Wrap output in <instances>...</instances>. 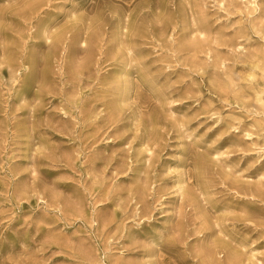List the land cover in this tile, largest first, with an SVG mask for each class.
<instances>
[{"label": "rangeland", "instance_id": "1", "mask_svg": "<svg viewBox=\"0 0 264 264\" xmlns=\"http://www.w3.org/2000/svg\"><path fill=\"white\" fill-rule=\"evenodd\" d=\"M0 264H264V0H0Z\"/></svg>", "mask_w": 264, "mask_h": 264}]
</instances>
